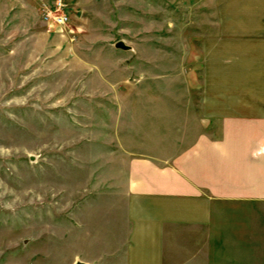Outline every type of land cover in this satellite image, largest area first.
I'll return each mask as SVG.
<instances>
[{
  "label": "rangeland",
  "instance_id": "rangeland-1",
  "mask_svg": "<svg viewBox=\"0 0 264 264\" xmlns=\"http://www.w3.org/2000/svg\"><path fill=\"white\" fill-rule=\"evenodd\" d=\"M51 1L0 0V264H101L129 230L131 141L183 137L199 91L197 0H66L72 32Z\"/></svg>",
  "mask_w": 264,
  "mask_h": 264
},
{
  "label": "crops",
  "instance_id": "crops-1",
  "mask_svg": "<svg viewBox=\"0 0 264 264\" xmlns=\"http://www.w3.org/2000/svg\"><path fill=\"white\" fill-rule=\"evenodd\" d=\"M197 6L185 134L173 139L167 123L131 141L129 230L101 264H264V0Z\"/></svg>",
  "mask_w": 264,
  "mask_h": 264
},
{
  "label": "built area",
  "instance_id": "built-area-1",
  "mask_svg": "<svg viewBox=\"0 0 264 264\" xmlns=\"http://www.w3.org/2000/svg\"><path fill=\"white\" fill-rule=\"evenodd\" d=\"M68 5L66 0H52L50 4L44 5L42 11L44 21L61 31L71 30L72 17L68 11Z\"/></svg>",
  "mask_w": 264,
  "mask_h": 264
},
{
  "label": "water",
  "instance_id": "water-1",
  "mask_svg": "<svg viewBox=\"0 0 264 264\" xmlns=\"http://www.w3.org/2000/svg\"><path fill=\"white\" fill-rule=\"evenodd\" d=\"M116 47L121 48V49H125V50L129 49V46L122 40H120L116 43ZM77 264H81V263H77Z\"/></svg>",
  "mask_w": 264,
  "mask_h": 264
}]
</instances>
